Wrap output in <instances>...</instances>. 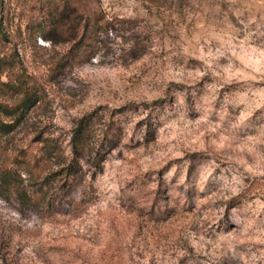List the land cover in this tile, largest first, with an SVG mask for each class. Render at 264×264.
<instances>
[{
  "label": "rangeland",
  "instance_id": "374dc122",
  "mask_svg": "<svg viewBox=\"0 0 264 264\" xmlns=\"http://www.w3.org/2000/svg\"><path fill=\"white\" fill-rule=\"evenodd\" d=\"M64 3L0 0V57L42 93L15 121L0 85V264H264V0H89L108 23L72 64Z\"/></svg>",
  "mask_w": 264,
  "mask_h": 264
},
{
  "label": "trees",
  "instance_id": "16d2710c",
  "mask_svg": "<svg viewBox=\"0 0 264 264\" xmlns=\"http://www.w3.org/2000/svg\"><path fill=\"white\" fill-rule=\"evenodd\" d=\"M73 0H65L64 5L66 6L67 13L65 16L56 20L57 24L53 23L51 29L48 30L50 33H57L62 38V42L68 44V48L65 53V59L68 63H79L80 58L85 55L87 50L91 48V39H93L94 33L100 29H106L107 21L103 19L101 12H92L86 7V3L89 0H79L83 1L84 4L80 8L72 2ZM90 11V12H89ZM47 33V32H46ZM42 39L47 40L53 45L55 41L47 34H42ZM8 72L6 75V81L0 82V85L7 87L12 95L18 96L16 98V103L12 106L14 113L19 109V112L13 119L19 120L23 111L31 108L38 107L41 100V90L40 86L35 79H32L30 75L26 74L24 67L17 63L16 65L11 64L6 57H0V74ZM7 105L0 102V111H5ZM0 125L6 127L8 123L2 122L0 118ZM89 130L86 125H78L73 130L70 145H71V158L68 163L64 166V170L71 173H75L74 165H76V160L79 155L85 151L86 139L88 137ZM41 158L43 162H50L51 158H57L59 156V149L48 139H42V146L40 148ZM98 165V161L94 162ZM9 171L4 167L0 166V183L7 180ZM14 191L23 204H33L35 200V193L25 192L19 187H15Z\"/></svg>",
  "mask_w": 264,
  "mask_h": 264
}]
</instances>
